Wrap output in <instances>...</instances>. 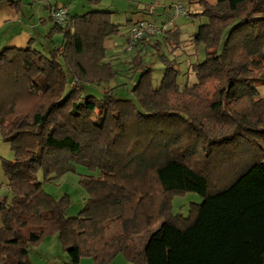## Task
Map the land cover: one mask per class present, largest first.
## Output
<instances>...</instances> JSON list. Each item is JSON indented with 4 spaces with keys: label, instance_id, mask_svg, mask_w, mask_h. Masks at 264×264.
I'll use <instances>...</instances> for the list:
<instances>
[{
    "label": "trees",
    "instance_id": "16d2710c",
    "mask_svg": "<svg viewBox=\"0 0 264 264\" xmlns=\"http://www.w3.org/2000/svg\"><path fill=\"white\" fill-rule=\"evenodd\" d=\"M8 4L21 11V1ZM189 4L200 7L192 17L208 21L192 38L205 58L183 89L176 61L161 56L156 87L137 49L160 34L178 47L180 31L135 40L133 23L127 51L136 48L130 70L140 76L132 98L116 96L125 84L83 96L120 75L119 58L107 56L106 41L120 33L108 11L58 8L69 20L50 17L47 52L34 39L0 52V133L15 155L2 161L12 194L0 199L2 264H27L50 236L70 264H111L119 255L131 264H264V96L254 85L264 72V0ZM153 46L160 52V40ZM76 165L100 177L81 180L88 199L71 218L69 197L47 194L38 175L51 182ZM187 193L204 200L188 217L172 216L173 199ZM158 224L139 246L135 238Z\"/></svg>",
    "mask_w": 264,
    "mask_h": 264
},
{
    "label": "rangeland",
    "instance_id": "374dc122",
    "mask_svg": "<svg viewBox=\"0 0 264 264\" xmlns=\"http://www.w3.org/2000/svg\"><path fill=\"white\" fill-rule=\"evenodd\" d=\"M18 1V0H10ZM215 2L216 0H209ZM24 2V3H23ZM22 6L28 22H38L42 16L49 18L52 14V9L66 8L70 15H83L94 11H108L112 12L111 20L114 25L120 26L119 35L113 36L112 40L117 43L116 49L108 51V58H119L114 63L115 69L119 72L116 80L102 83L99 88L86 86L83 91V96L95 95L102 97L104 89L113 88L118 85H124L116 90V96L122 99L132 98V89L138 81L140 73H136L135 78L130 68V62L137 55L136 48L128 52L127 39L132 35V24L134 26L147 23L150 26L161 27L163 24L172 20L171 8L175 4H182L185 7L186 14L173 19L174 28L180 31V41L178 47L168 44L164 35L160 34L157 39H147L146 45H140L139 54L143 55L145 63L151 66L154 70V84L160 87L165 67L162 63L161 56H165L170 60H174L179 64L180 69V85L192 86L196 82V76L192 74V64L202 62L205 58L204 46H196L192 42L193 36L199 31V28L207 23V18L192 17L193 13L199 12L200 7L197 5L191 6L189 0H23ZM26 2H30L29 6H24ZM25 7V8H24ZM144 17L147 21H138V18ZM53 25V24H52ZM133 26V27H134ZM36 27L33 32V38L37 41V47L40 49L49 50V42L46 40L48 30ZM55 44L59 45L62 42L60 35L55 36ZM160 40V52L154 48L153 44ZM260 94L264 96V72L259 75V80L254 83ZM15 157L13 150L8 142H6L0 133V197L12 198L7 187V179L3 171L2 161L13 160ZM39 179L44 183V190L47 194L59 200L65 196L69 197V209L67 211L68 217H76L84 209L88 194L85 191L81 180L88 178L97 179L100 177L98 171H91L84 165H76L75 173H68L63 177L53 180L51 182H44L43 172L39 173ZM203 197L195 193H187L176 196L172 202V216L188 217L191 207L194 204H201ZM160 224L154 228L145 231L140 236L136 237L137 244L144 247L148 242L152 233L159 228ZM119 260L114 264H131L124 255H119ZM0 264H2L0 262ZM27 264H70L69 256L63 251L62 245L58 236H50L38 246L31 248L27 257ZM81 264H95L92 259H83ZM112 264V263H111Z\"/></svg>",
    "mask_w": 264,
    "mask_h": 264
},
{
    "label": "crops",
    "instance_id": "0c3cea01",
    "mask_svg": "<svg viewBox=\"0 0 264 264\" xmlns=\"http://www.w3.org/2000/svg\"><path fill=\"white\" fill-rule=\"evenodd\" d=\"M8 1L10 0H0V52L5 48H12V47L24 48L31 39H34L35 42L37 43L36 39L32 37L33 36L32 29L34 30L36 27H40L42 25V28L47 30L48 27L53 26L52 23L48 21L52 16V14H50L49 18H44L41 16L38 22L33 23L32 22L33 20L28 22L29 20L24 12V10L26 9H23L22 6L23 0H18L21 1L20 12H17L16 10L10 8ZM29 4L30 2H26L24 6L25 7L29 6ZM30 5L31 7H33L32 4ZM138 21H147V20L144 17H141L138 18ZM106 47L108 51L110 49H116L117 43L113 41L111 37L106 41ZM2 198L3 197H0V199ZM2 226H3V221L0 215V228ZM118 258L119 256L114 260L112 264H114L116 260L118 261L119 260Z\"/></svg>",
    "mask_w": 264,
    "mask_h": 264
},
{
    "label": "built area",
    "instance_id": "2783aa9c",
    "mask_svg": "<svg viewBox=\"0 0 264 264\" xmlns=\"http://www.w3.org/2000/svg\"><path fill=\"white\" fill-rule=\"evenodd\" d=\"M186 10L182 4H175L171 8L172 19H176L179 16L185 15ZM54 20L61 26H65L69 20L68 13L64 9H57L52 13ZM173 26V22H169L161 27H153L148 24H141L139 27L133 29V37L135 40L141 39L144 35L150 33H162Z\"/></svg>",
    "mask_w": 264,
    "mask_h": 264
}]
</instances>
